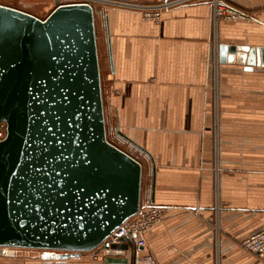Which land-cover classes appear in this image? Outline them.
I'll use <instances>...</instances> for the list:
<instances>
[{
    "label": "crops",
    "instance_id": "obj_1",
    "mask_svg": "<svg viewBox=\"0 0 264 264\" xmlns=\"http://www.w3.org/2000/svg\"><path fill=\"white\" fill-rule=\"evenodd\" d=\"M87 1L103 19L116 125L151 155L141 202L162 210L128 264H264L242 245L264 228V59L252 68L219 60L220 44L264 58V0H223L246 13L236 19H216L204 0L165 9L162 0ZM58 2L0 0L41 18ZM42 252L14 249L1 264H103L93 252Z\"/></svg>",
    "mask_w": 264,
    "mask_h": 264
},
{
    "label": "water",
    "instance_id": "obj_2",
    "mask_svg": "<svg viewBox=\"0 0 264 264\" xmlns=\"http://www.w3.org/2000/svg\"><path fill=\"white\" fill-rule=\"evenodd\" d=\"M263 59L259 48L219 45L221 62ZM2 122L0 246L41 249L49 260L93 252L103 264H128L131 250L135 262V235L104 242L137 213L143 168L107 138L89 1L58 3L44 18L0 3Z\"/></svg>",
    "mask_w": 264,
    "mask_h": 264
},
{
    "label": "built area",
    "instance_id": "obj_3",
    "mask_svg": "<svg viewBox=\"0 0 264 264\" xmlns=\"http://www.w3.org/2000/svg\"><path fill=\"white\" fill-rule=\"evenodd\" d=\"M84 0H74L70 2H78ZM190 0H162L158 5L159 8H169L176 3H182ZM208 2L212 9L213 14L216 19L221 17H231V18H240L245 17L246 13L237 8L230 6L228 3L223 0H204ZM68 3V2H67ZM3 137L2 131L0 129V138ZM162 214L161 208L155 206L151 203H142L136 214L127 218L123 223H121L118 227L112 230L108 236L105 238L104 242L107 241L109 243L117 242L120 237L129 234L136 236V243L140 246L145 247L147 244L146 238L144 236L145 231L157 222ZM242 245L260 256L264 255V228L261 230L249 235L245 239L242 240ZM10 249L15 247H3L0 246V264L1 258L4 255L2 251L4 249ZM144 260L148 262H154L155 258L152 254H146L144 256Z\"/></svg>",
    "mask_w": 264,
    "mask_h": 264
},
{
    "label": "rangeland",
    "instance_id": "obj_4",
    "mask_svg": "<svg viewBox=\"0 0 264 264\" xmlns=\"http://www.w3.org/2000/svg\"><path fill=\"white\" fill-rule=\"evenodd\" d=\"M58 1H59L58 3H67L68 1H71V0H61L63 2H61L60 0H58ZM160 3L161 2H159L158 5ZM91 4L93 6L94 16H95L98 55L101 56L100 57L101 59L99 58V64H100V73H101L103 107H104L107 138L112 143H114L115 145H117L121 149L127 151L129 154H131L132 156H134L136 159H138L141 162L142 168H143L141 190L144 192V190L146 189L147 185L149 184V180H150V178H149L150 161L142 150L140 151L139 148H137L136 146L131 144L129 141L123 139L116 131L117 125L115 122L114 111L111 108V106L108 102V99H107L109 83L106 80V74L108 73L109 67L106 63V62H108V60L106 58L107 54H106L105 49H104V47H105L104 46V40H103L104 36L102 34L103 19H102L101 14H100L101 13L100 8L97 6V4H93V3H91ZM158 5H157V7L159 8ZM163 9H165V8H163ZM0 129H1L2 134L4 136L6 133V123L5 122L0 123ZM14 249H16V252L23 250V248H10V250H14ZM40 250L41 249H38V252ZM258 257L264 258V255L263 256L258 255ZM221 264H225V263H223V260L221 261ZM248 264H252V263L249 262Z\"/></svg>",
    "mask_w": 264,
    "mask_h": 264
}]
</instances>
